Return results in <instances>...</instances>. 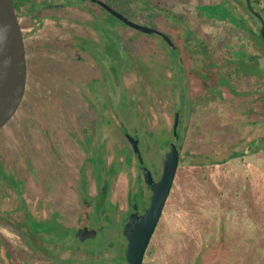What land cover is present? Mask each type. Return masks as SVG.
Segmentation results:
<instances>
[{
    "label": "rangeland",
    "instance_id": "374dc122",
    "mask_svg": "<svg viewBox=\"0 0 264 264\" xmlns=\"http://www.w3.org/2000/svg\"><path fill=\"white\" fill-rule=\"evenodd\" d=\"M105 1L112 6L111 0ZM154 1L155 8L168 16L166 21L161 15L157 24L168 35L132 29L105 10L98 44L86 47L97 62V71L92 73L87 66L83 78L72 73L66 80L51 84L28 83L15 113L0 128L1 158L5 166L20 175L26 173L23 154L32 162L33 156L41 158L37 183L57 191L65 184L67 167L60 166L57 154L62 152L61 147L53 135L50 139L44 137L40 125L45 124L49 133L65 131L73 115H77L74 111L81 109L79 106L93 104L94 121L104 127L98 135L105 138L106 146L114 144V157L129 154L125 155L116 142L121 128L129 134L136 128L135 134L140 137V131L142 135L139 149L145 166L151 167L150 162L154 163L168 145L174 113L179 109L180 163L144 264H264V81L257 80L255 84L250 76H235L234 92L225 94L219 87L223 96L212 92L207 97L200 86L202 79H213L210 74H203L209 53L213 60L224 62L243 57L245 51L256 61L257 78H263L264 42L254 11L264 16V0H258L253 11L248 9L246 0ZM221 1H225L226 21L215 17L223 12L216 5ZM131 19L142 25L139 18ZM200 43L207 46L208 54H200ZM230 49H235L233 56L228 53ZM47 128L43 129L48 132ZM91 140L86 137L84 143L87 149L94 150L88 159L93 161L98 155ZM252 140L255 144L247 146ZM51 145L55 148L48 151ZM238 151L243 153L230 156ZM206 152L216 158L230 157L209 163L199 155ZM95 173L99 174L96 168ZM2 177L8 178L15 189L19 187L8 173ZM118 181L116 195L123 192V181ZM4 184L8 186L5 181ZM33 186L29 179L26 189L30 198ZM77 211L72 208L70 214L67 210L71 223ZM100 220L106 222L104 218ZM94 222L88 220L86 226L96 228ZM19 225L27 230L22 223ZM14 230L0 226V231L19 250L24 264H42L44 260ZM118 231L116 222L105 223L94 239L84 242L95 252L89 263L128 264L124 255L115 253L122 243Z\"/></svg>",
    "mask_w": 264,
    "mask_h": 264
},
{
    "label": "flooded vegetation",
    "instance_id": "af4514ba",
    "mask_svg": "<svg viewBox=\"0 0 264 264\" xmlns=\"http://www.w3.org/2000/svg\"><path fill=\"white\" fill-rule=\"evenodd\" d=\"M111 1L113 2L112 6L110 5L111 3L108 4L105 0H12L24 42L26 59L25 91L28 83L36 85L38 82L43 83L47 81L51 84L54 80H66L72 73L76 76L81 75L78 77L83 78L82 74L84 73L82 72H84L87 66L91 69L92 73L97 71V62L90 57L86 47L89 44H98V32L101 29V24L104 22L103 18L106 10L102 3L107 4L110 8L131 21V17L135 16L142 21V25L158 30L165 37L168 35L167 33L164 34L157 26V17L152 18L154 14L151 16L148 14L160 12V17L162 15L167 19V15L164 16L161 10L156 9L157 1L153 0L152 3V0H150V4L144 3L143 5V2L139 3L134 0ZM224 2L221 1L216 4L223 8L224 13H217L218 15L215 14V17L226 21L225 18L228 15ZM143 7L147 9L145 10L146 12H143L141 9ZM222 13L226 16L222 17ZM172 16L176 17V15ZM121 22L128 26L123 21ZM209 54L211 55V53ZM78 108L81 109L74 111L77 115L75 117L73 115L74 119L69 121L71 125L65 126V131H52L49 133V129L45 127V124L40 125V130L43 131L44 137L48 136L50 139L51 135H53V139L57 142L56 144L61 147L62 152L57 154L59 155L60 166L67 167L64 173L65 184H62L57 191H50L37 183L38 172L42 166L40 162L42 161L41 158L36 159L33 156L34 161L32 162L30 158H26V155L23 154V160H27L24 163L26 173L20 175L14 168L5 166L0 155V226L14 228L16 235L21 236L25 244V238L30 237L33 240V248L27 244L26 246L44 260L42 264H70L80 261L83 264H92L89 261L94 259L93 253L95 252L92 248L87 247L88 243L85 244V241L87 239H94L97 236V232L101 230L102 225L111 223L112 221L119 224L120 231H118V235L121 237L122 242L120 250L115 251V253L117 255H124L127 239L123 234V227L128 217L133 212L137 215L142 214L150 204L152 195L151 186L147 184L144 178L142 165L129 141V137L137 139L139 147L142 139L141 132L139 131V137L135 134L136 128H133L135 131L130 134L126 131L123 132L121 128L116 141L119 146L116 145L125 155L127 152L130 155L128 154L124 158L121 156L114 157V144L106 146L105 138L102 139L98 135L100 128L104 130V127H100L101 123L97 124L94 121V117L96 116L94 105L84 104ZM43 128H47L48 132ZM148 130L151 132L150 129ZM94 133H96V136L92 137L91 134ZM85 135L95 143L98 156L94 157L93 161L88 160L89 155L94 150H92V147L86 148V144L84 143V140H86ZM172 138L173 136H171L170 140L167 139L166 143L168 145L165 146L162 154L156 157V161L154 163L150 162L151 167L145 166L140 151L143 165L150 170L154 181H158L162 174L163 161L169 150V143ZM179 145L180 137L178 134V164L181 158V148ZM50 147L52 150L55 148L54 145H51L48 147V151H50ZM101 147H103L102 150ZM100 151L103 153H100ZM95 168L99 171V174L95 173ZM6 173L15 180L12 181L13 183L16 180L19 182V187L15 189L10 185L8 178V180L3 179L2 176ZM29 179L34 184L31 193L32 198H30V194L26 189ZM118 180L123 181L124 185L123 192L116 195ZM4 181L8 186H4ZM57 193L59 194L58 197ZM72 208H77L78 211L71 223L69 213L72 214ZM67 210H69V213ZM97 218L99 220L100 218H104L106 222L103 220L97 221ZM88 220L92 222L95 220L94 225L96 228L86 226ZM55 221L61 223L62 227L68 229L70 232L69 235L72 241L67 246H60L56 241H49L50 238L55 237V232H47L42 229V226L49 225ZM19 223L27 227V230L25 231ZM31 223L38 224L33 234L31 232ZM81 228L93 230L95 234L92 237L78 241L76 234ZM149 242L143 256V264ZM18 253L19 250L0 231V264H24ZM63 253L67 254L63 256Z\"/></svg>",
    "mask_w": 264,
    "mask_h": 264
},
{
    "label": "water",
    "instance_id": "95a60500",
    "mask_svg": "<svg viewBox=\"0 0 264 264\" xmlns=\"http://www.w3.org/2000/svg\"><path fill=\"white\" fill-rule=\"evenodd\" d=\"M246 2L248 9L253 11L251 0H246ZM102 5L125 24L140 32L160 33L154 28L132 22L107 4L102 3ZM254 14L260 20V35L264 42V19L259 12L254 11ZM25 83L26 59L19 22L12 0H0V128L6 124L18 108L24 95ZM179 113L180 110L176 109L172 124L173 138L169 143V150L163 161V171L158 181H154L150 170L143 165L137 139L129 137L133 151L142 165L144 178L147 184L151 186L152 195L146 210L140 215L133 212L123 227V234L127 239L124 257L128 264H143L145 249L171 190L178 164L177 126ZM94 234L93 230L81 228L77 231L76 238L78 241H82Z\"/></svg>",
    "mask_w": 264,
    "mask_h": 264
},
{
    "label": "trees",
    "instance_id": "16d2710c",
    "mask_svg": "<svg viewBox=\"0 0 264 264\" xmlns=\"http://www.w3.org/2000/svg\"><path fill=\"white\" fill-rule=\"evenodd\" d=\"M150 0L149 1H143V4L146 3V4H150ZM258 0H251V4L252 6L254 7L255 4H257ZM152 3H153V0H152ZM254 4V5H253ZM209 7V6H207ZM149 8V7H148ZM245 8L246 5H245ZM143 10V12L145 10H147L146 8H141ZM254 9V8H253ZM146 12V11H145ZM150 16H152V18L154 17H157V20L160 19V15L159 13H148ZM264 19V16L262 13H260ZM178 16H180V14H178ZM146 19V18H145ZM185 19L184 17L182 18V20ZM154 26V25H152ZM261 36V35H260ZM202 44L200 43V46ZM231 48V47H230ZM206 51L208 52V49L207 47H205V45L201 46V48L199 49V52L200 54L202 55L204 53V55L208 54L206 53ZM232 51H235L234 50H231L228 51L229 54H232ZM242 54V53H241ZM243 57H240V58H232V59H224V62H221L220 59L218 60H213L212 59V56L209 54L208 56H210L208 59V61L206 62L205 65V68L204 69V73L203 74H210L211 76H213V79H208L209 77H206V80H201L200 82V86H202L203 90L205 91L204 93L206 94V96H210V93H214L215 94H220L221 95V92H225V94H227L228 91H232L234 92V84H233V81L235 80L234 77L237 79L239 78L240 76H250L252 78H254L255 80V84L256 81L258 80V83H260L261 81H264V76L262 79L260 78H257L258 77V66L256 64V61L254 60V57L251 56V54H246V52L244 51V53L242 54ZM212 67V68H211ZM221 67H225L223 68V70H221ZM214 68V70H213ZM219 87L221 88V90L219 89ZM225 89V90H224ZM223 96V94L221 95ZM261 96V95H260ZM258 99V96L256 97ZM180 137V136H179ZM261 142V141H260ZM255 144V140H252V141H249L247 146H251ZM247 146L245 149H247ZM244 151V149L242 150ZM242 151H239V152H233L230 154V156L232 157L233 155H240L241 153H243ZM246 151V150H245ZM201 158L204 159V161H208L209 163H220V162H223L227 159V157L229 155H226V156H221L219 155V157H213L212 154H209V153H201L199 154ZM229 156V157H230ZM12 186V185H11ZM37 225L38 224H33L31 223L30 226H31V232L33 234V232H35V229H37ZM43 230H46L47 232L49 231H54L55 232V237L53 238H50L49 241H56L58 245H68L69 242H71L72 240L70 239V235H69V230L62 227V224L55 221L51 224H46L44 226H42ZM30 232V230H29ZM26 240V244L30 247L33 248V240L30 239V237H27L25 238Z\"/></svg>",
    "mask_w": 264,
    "mask_h": 264
}]
</instances>
